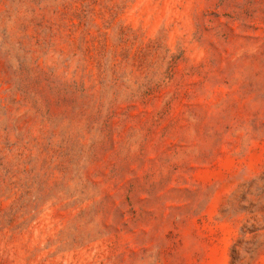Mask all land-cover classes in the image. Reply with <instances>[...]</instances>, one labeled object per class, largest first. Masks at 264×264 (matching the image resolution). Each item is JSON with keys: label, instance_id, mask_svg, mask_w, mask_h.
I'll return each mask as SVG.
<instances>
[{"label": "rangeland", "instance_id": "1", "mask_svg": "<svg viewBox=\"0 0 264 264\" xmlns=\"http://www.w3.org/2000/svg\"><path fill=\"white\" fill-rule=\"evenodd\" d=\"M0 264H264V0H0Z\"/></svg>", "mask_w": 264, "mask_h": 264}]
</instances>
